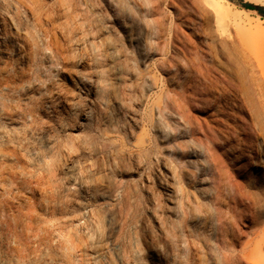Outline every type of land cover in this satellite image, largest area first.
<instances>
[{
	"label": "rangeland",
	"instance_id": "rangeland-1",
	"mask_svg": "<svg viewBox=\"0 0 264 264\" xmlns=\"http://www.w3.org/2000/svg\"><path fill=\"white\" fill-rule=\"evenodd\" d=\"M209 2L216 36L264 60V14L243 7L264 11V0ZM10 3L0 0V264H264V206L255 223L217 203L210 144L177 114L213 118L187 57L228 59L176 41V29L191 33L188 5L52 0L38 26Z\"/></svg>",
	"mask_w": 264,
	"mask_h": 264
},
{
	"label": "bare ground",
	"instance_id": "bare-ground-1",
	"mask_svg": "<svg viewBox=\"0 0 264 264\" xmlns=\"http://www.w3.org/2000/svg\"><path fill=\"white\" fill-rule=\"evenodd\" d=\"M183 1V6L188 5L187 10L191 11L180 15L191 33L176 29V41L191 54L201 42L208 44L209 49L219 45L228 59L222 65H210V62L202 63L196 52L197 57L194 54L187 57L183 71L196 81L195 93L201 99H211L213 118H193L183 105H179L177 114L193 134H200L210 144V158L218 181L217 203L224 202L228 208L244 213L252 210V221L258 223L263 216L254 215L253 211L264 206V60L253 59L241 48L228 45L216 36L213 29L216 5L209 0ZM10 6L30 12L36 24L42 26L52 0H12ZM202 80H205L203 89ZM67 105L71 106L72 102ZM222 153L232 158L226 160ZM226 193H232V197L225 196ZM56 238L64 237L59 234Z\"/></svg>",
	"mask_w": 264,
	"mask_h": 264
},
{
	"label": "trees",
	"instance_id": "trees-1",
	"mask_svg": "<svg viewBox=\"0 0 264 264\" xmlns=\"http://www.w3.org/2000/svg\"><path fill=\"white\" fill-rule=\"evenodd\" d=\"M243 7L247 10H257L258 12H260L261 14H264L263 9H261L260 7L253 5V4H244Z\"/></svg>",
	"mask_w": 264,
	"mask_h": 264
}]
</instances>
